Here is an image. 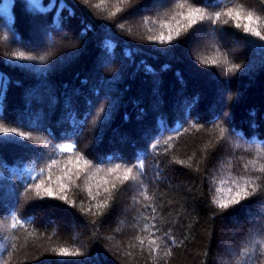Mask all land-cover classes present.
Here are the masks:
<instances>
[{
    "label": "trees",
    "instance_id": "trees-1",
    "mask_svg": "<svg viewBox=\"0 0 264 264\" xmlns=\"http://www.w3.org/2000/svg\"><path fill=\"white\" fill-rule=\"evenodd\" d=\"M234 2L223 0L216 7L217 0H188L175 11L187 14L192 5L208 15ZM240 2L256 16L264 13L260 0ZM172 5L173 0H130L121 5L124 12L107 19L82 0H0V126L34 138L0 133V258L7 264H153L147 240L142 250L136 240L147 235L141 231L145 223L159 228L155 235L164 240H157L158 264L258 261L264 248V179L255 178L264 173L243 165L264 163V41L231 20L223 24L226 15L215 24L198 20L171 44L149 41V35L168 34L159 21L171 18ZM125 20L135 25L130 33L116 26ZM31 26L41 32L40 41L29 35ZM252 26L264 34V18ZM177 27L172 20L173 36ZM199 39L204 42L189 50ZM17 52L47 60L17 59ZM224 55L241 68L225 74L224 65L201 63ZM216 124L225 129L223 139ZM169 136V144L151 147ZM69 143L104 167L143 158V186L131 180L121 184L103 171L89 179V169L74 177L68 201L25 192L52 159L60 161L52 168L53 181L61 174L74 153L58 152L56 146ZM221 173L232 193L237 190L232 180L243 183L241 177H251L249 183L262 191L222 210L213 202ZM113 182L117 187L105 192ZM145 189L151 201L140 195ZM105 200L106 207H95ZM149 203L156 213L145 207ZM153 215L157 220L150 219ZM14 216L23 225L13 228ZM61 248L79 249L81 255H60ZM168 248L171 255L161 258ZM245 248L251 250L247 255Z\"/></svg>",
    "mask_w": 264,
    "mask_h": 264
},
{
    "label": "snow or ice",
    "instance_id": "snow-or-ice-1",
    "mask_svg": "<svg viewBox=\"0 0 264 264\" xmlns=\"http://www.w3.org/2000/svg\"><path fill=\"white\" fill-rule=\"evenodd\" d=\"M82 2L85 5H91V7L99 10L101 13H106L107 19H115L118 14H121L125 11L124 7H121V5H129L130 0H96L95 3H93V0H82ZM261 3H264V0H260ZM188 3V0H173L172 5V12L173 15L168 21L161 20L159 21V27L160 28H167L168 34L165 35L163 31H161L158 35H149L147 39L149 41L157 42L161 45L163 44H171L173 40L180 37L181 30L187 31L189 28H191L193 25L197 24L199 21L204 20H210L213 24H215L217 21L220 20V17L222 15H226L229 19L224 20L223 24H228L229 20L233 22L232 26L241 29L243 33L250 34L252 36L260 38V40L264 41V34L261 33L259 30V27H253L254 19L259 21L260 18H264V13L261 14V16H256L254 14V11H250L246 9V6L244 3L240 2V0H235L234 6L227 8L226 11H215L214 13L205 14V11L201 7H194L192 5L188 6L187 14H185L183 11L176 12L175 9H184L185 5ZM223 3V0H217V3L213 6L219 7ZM109 4H112L113 7L109 8ZM179 16L181 19H186L188 21L187 25H181V21L176 19V17ZM172 20L176 21V24L179 25L176 29L175 36L172 34V28H171V22ZM149 18H144L143 24H148ZM153 24L157 23V21L153 20ZM126 24L128 25L126 28ZM117 28L121 31H127L131 32L133 30V27L135 26L133 23H130L128 20H125L124 22L118 23ZM108 47H111V44H108ZM13 56L17 59H26V60H38L40 62H45L47 60V55H40V56H34V55H26L24 52H17L13 53ZM201 63L204 64H213V65H224L225 66V74L228 73H234L238 71L241 68L240 64H233L230 63V61L227 58V55L223 56V59H201ZM100 112H103V108L100 109ZM197 127H203L202 125H199ZM215 127L219 130V139H223L225 137V129L221 127L219 124H216ZM187 131V129H185ZM0 133H15L21 137H26L29 139H34L31 134H26L23 131H19L17 128H9V127H3L0 126ZM179 134V133H177ZM173 137L169 136L167 139L160 141L157 140L155 144H153L151 147L153 149H156L157 146L162 142L164 144H169V141H171ZM76 145L75 144H63L60 146H56V151L61 153H74V156L67 157L66 161L63 164V168L60 169L61 174L56 176L55 180L52 179V168L53 166H58L60 164V161L56 159H52L50 163H47L44 167H41L39 169V172L37 173V177L39 178V182L35 185H29L26 187L25 192H28L29 190H34L36 196H48V197H56L60 200L68 201V191L70 190V184H75V179H79L80 175L84 172H87L89 169H92L89 179H91L93 176H95L97 173L105 172L107 175H113V178L115 181H119V183L123 184L126 181H141V173L144 171L145 163L144 159L141 157L137 158V161L131 165L128 164H122V163H114L110 166L104 167L101 164H93L91 160L86 158L82 153L79 151H76ZM167 151V149H165ZM264 151V150H262ZM179 163H184L183 161H179ZM258 162L256 160H251L246 163H244L243 168L247 170L249 166H251L253 169L264 173V163L259 164V167H257ZM69 165H74L78 170L73 173V168L69 167ZM229 168L231 167V161L228 162ZM134 169L136 171L134 172ZM122 171V175H114L118 172ZM45 176L47 178V181L49 182L47 186H45ZM229 176H231V172L229 171ZM75 177V179H74ZM35 179V178H34ZM252 178L249 177L245 179L244 177H241L240 180L243 181V183L237 181L236 179L232 180V183L236 186V191L232 193V188H228L227 192L232 193L230 198H224L220 194L225 192V189L221 186L217 188V196L213 198V202L222 210L227 209L231 206H234L236 204H240L241 201L248 200L251 196H254L257 194V192L262 191V187L259 184L256 183H249V181ZM257 181L264 179V177H256ZM65 180H67L69 183H65ZM105 184L109 183L107 180L104 181ZM225 183L224 180L220 181V184L223 185ZM57 185V190H54L52 185ZM143 186V185H142ZM99 187V185H98ZM117 187L116 183H111V188H104L105 192H110L111 189H115ZM251 187L252 191H248V188ZM88 195L91 196L93 200H95L97 197L92 195V188L91 186L87 187ZM264 194V193H262ZM97 195H100L98 192ZM140 195L144 197V199L151 201V197L148 196L146 189L144 191H141ZM71 203H75V201H71ZM107 206V201H100L96 204V208L100 209ZM146 208H151L153 213H156V206L152 203H149L145 205ZM89 211H91V208H89ZM151 220L155 221L157 220V216L153 215L150 217ZM12 227L15 228L17 225H23V221L19 220L17 217L12 218ZM141 231H144L147 233L146 236H137L136 240L139 242V245L141 246V250L145 246V240H147V246L149 247L150 251L153 253V264H158V260L156 257V253L161 251V245L157 243V240H160L162 243L164 242L163 237H157L155 235L156 232H159L160 229L156 228L154 224L150 225L148 223H145ZM164 236H169V233H164ZM171 240V243L175 245L177 243L175 237H169ZM135 245H130V247H134ZM14 248L15 245H12ZM251 250L248 248L244 249L245 255H247ZM11 253H9L10 255ZM60 255H71V256H77L81 255V252L79 249H76L75 251H70L67 248H61L59 250ZM126 255H131V253H126ZM171 255V248H168L167 252L163 253V257L170 256ZM0 264H7V261L3 258H0ZM165 264H167V261L165 260ZM256 264H264V248L261 249V254L256 262Z\"/></svg>",
    "mask_w": 264,
    "mask_h": 264
},
{
    "label": "rangeland",
    "instance_id": "rangeland-1",
    "mask_svg": "<svg viewBox=\"0 0 264 264\" xmlns=\"http://www.w3.org/2000/svg\"><path fill=\"white\" fill-rule=\"evenodd\" d=\"M159 3H161V2H156V4H154V5H158ZM32 27V26H31ZM38 27H40V26H38ZM37 28V27H36ZM36 28L35 27H32V29H31V31H28V32H30V34L29 35H31L32 36V38L33 39H37V37L39 38V41L42 39V37H41V32L39 31V29H37L38 31H36ZM27 32V33H28ZM27 33H26V35H27ZM202 42H204V39H199L198 40V42H195V43H193V45L191 46V47H189V50H191V51H193V50H196V48H197V45H199V44H201ZM100 59V60H99ZM97 61H96V63L95 64H99V63H101V61L103 60L101 57L99 58ZM102 59V60H101ZM34 94V93H33ZM41 117H42V115H40V117H39V120L41 121ZM226 179H227V175L225 174V173H221L219 176H218V178H217V181L219 180V182L217 183L216 182V185H217V188H219V187H223L224 189H225V192L224 193H221L220 195L223 197L224 195V198H228V195L229 194H231V193H228L227 192V189L228 188H231V186L227 183V182H225L223 185H221L220 184V181L221 180H224V181H226ZM217 194V193H216ZM252 216V215H251ZM251 216H248V218H250ZM251 219V218H250ZM230 252H231V250H230Z\"/></svg>",
    "mask_w": 264,
    "mask_h": 264
}]
</instances>
